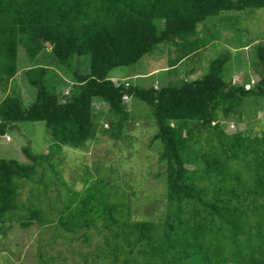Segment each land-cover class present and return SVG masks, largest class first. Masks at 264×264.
<instances>
[{
  "label": "trees",
  "instance_id": "1",
  "mask_svg": "<svg viewBox=\"0 0 264 264\" xmlns=\"http://www.w3.org/2000/svg\"><path fill=\"white\" fill-rule=\"evenodd\" d=\"M261 8L264 0H0V137L17 123L40 121L52 139L46 153L23 146L26 164L0 159V234L12 222L55 224L70 235L95 229L105 232L101 252L110 264H264V130L251 136L222 125L239 117L244 103L264 99L263 44L254 46L260 70L247 89L223 79L229 52L211 60L202 77L163 87L116 83L110 75L159 45L172 48L167 68L174 69L212 42L214 35L199 36L206 19ZM20 53L27 63L23 78L35 90L27 107L20 94L8 92ZM82 56L89 58L85 74ZM55 65L70 74L75 93L46 88L47 66ZM94 97L115 117L113 138L129 119L125 97L149 108L164 166L166 208L157 222L132 220L103 178H86L76 190L53 168L64 146L83 149L90 140ZM36 178L40 186L23 201L20 183ZM56 184L65 190L51 217L41 195L51 204L47 194ZM48 261L39 251L38 264Z\"/></svg>",
  "mask_w": 264,
  "mask_h": 264
},
{
  "label": "rangeland",
  "instance_id": "2",
  "mask_svg": "<svg viewBox=\"0 0 264 264\" xmlns=\"http://www.w3.org/2000/svg\"><path fill=\"white\" fill-rule=\"evenodd\" d=\"M235 1V0H233ZM199 36L214 35L212 42L194 55L182 61L175 69L167 68L173 57L172 48L159 45L155 53L143 56L135 65L119 67L111 71L116 83H129L144 88L163 87L182 80H193L207 73L209 62L222 53H230L223 79L231 84L252 87L258 79L260 68L256 65L254 46H264V8L241 12H222L198 25ZM82 62L80 73L88 72V56L79 58ZM18 72L12 79L11 88L20 94L24 106H29L35 97V90L22 75L27 67L22 53L18 56ZM44 83L55 94L75 93L77 85L62 66H47ZM5 93L0 92V101ZM129 119L124 123L118 138L110 136V123L115 121L107 106L99 99H91L92 118L95 129L83 149L64 146L53 158V168L60 172L67 185L82 190L83 180L103 178L113 199L129 206L131 219L157 222L165 213V182L162 176L164 166L158 160L161 144L153 140L157 126L149 108L133 98H124ZM227 132H245L251 136L260 135L264 130V99L258 104L246 102L240 116L222 121ZM0 137V159H11L21 164L28 161L21 148L28 146L34 154L46 153L52 139L43 122H21L15 124ZM39 178V177H38ZM23 181L21 199L24 201L35 185ZM53 179V178H52ZM64 188L51 185L48 201L41 195L44 206L49 205L51 217L62 208L60 192ZM43 193V192H42ZM61 193V194H62ZM52 226H38L32 223L23 228L12 222L4 235L0 234V264H38V252H42L49 264H110V258L102 253L103 235L95 229L65 234ZM100 227V226H98Z\"/></svg>",
  "mask_w": 264,
  "mask_h": 264
},
{
  "label": "clouds",
  "instance_id": "3",
  "mask_svg": "<svg viewBox=\"0 0 264 264\" xmlns=\"http://www.w3.org/2000/svg\"><path fill=\"white\" fill-rule=\"evenodd\" d=\"M3 136H5V140H6V141H9V140H10L9 137H7L8 135L5 134V135H3Z\"/></svg>",
  "mask_w": 264,
  "mask_h": 264
},
{
  "label": "water",
  "instance_id": "4",
  "mask_svg": "<svg viewBox=\"0 0 264 264\" xmlns=\"http://www.w3.org/2000/svg\"><path fill=\"white\" fill-rule=\"evenodd\" d=\"M48 47H51L48 43L46 44Z\"/></svg>",
  "mask_w": 264,
  "mask_h": 264
},
{
  "label": "crops",
  "instance_id": "5",
  "mask_svg": "<svg viewBox=\"0 0 264 264\" xmlns=\"http://www.w3.org/2000/svg\"><path fill=\"white\" fill-rule=\"evenodd\" d=\"M178 65H179V64H178ZM178 65H177V66H178ZM177 66H176V67H177ZM176 67H175V68H176ZM175 68H174V69H175ZM171 70H173V69H171Z\"/></svg>",
  "mask_w": 264,
  "mask_h": 264
}]
</instances>
